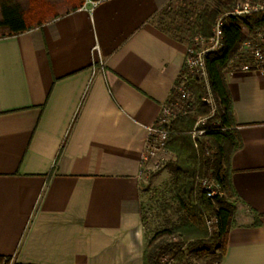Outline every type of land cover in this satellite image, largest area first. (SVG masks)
<instances>
[{"label": "crops", "instance_id": "1", "mask_svg": "<svg viewBox=\"0 0 264 264\" xmlns=\"http://www.w3.org/2000/svg\"><path fill=\"white\" fill-rule=\"evenodd\" d=\"M81 1L0 38V255L16 264H143L140 153L187 42L154 21L173 0ZM225 80L239 200L217 264H264V76Z\"/></svg>", "mask_w": 264, "mask_h": 264}, {"label": "trees", "instance_id": "2", "mask_svg": "<svg viewBox=\"0 0 264 264\" xmlns=\"http://www.w3.org/2000/svg\"><path fill=\"white\" fill-rule=\"evenodd\" d=\"M174 1L177 0L168 3L169 7L174 6ZM231 1L202 0L196 8L194 4L187 9L185 5L180 6L166 23L154 21L176 39L184 40L186 26L191 31L190 37L196 34L207 37L216 17L229 9ZM81 3L80 0L66 7L63 2L51 0H0V38L40 25L74 10ZM261 27H264V11L244 18L225 16L221 26V48L204 56L206 75L186 77L185 89L189 97L178 92L173 95L178 77L187 72L185 65L176 78L165 102L170 113L164 123L167 130L164 149L170 157L164 166L170 172V180L164 191H153L155 205L150 212L164 224L146 236L147 217L142 203L143 264H191L192 257H208L212 264H217L223 255L239 200L231 181L230 159L241 146L225 74L228 60L241 42ZM207 94L211 103L206 100ZM199 117H206V120L196 125ZM199 130L201 132L197 133ZM207 182L212 185L210 188ZM211 190L213 193L208 195ZM208 220H212L210 225ZM2 257L0 255V261Z\"/></svg>", "mask_w": 264, "mask_h": 264}, {"label": "built area", "instance_id": "3", "mask_svg": "<svg viewBox=\"0 0 264 264\" xmlns=\"http://www.w3.org/2000/svg\"><path fill=\"white\" fill-rule=\"evenodd\" d=\"M97 1H91V4L93 5ZM262 11H264V0H232L229 9L216 17L211 26V33L209 36L204 37L200 34H196L189 38L186 44L184 60L187 72L183 74L179 82L180 85L177 87L182 96L189 97V92L185 89L187 75L194 74L204 77L206 75L204 56L207 53L217 52L221 48V26L223 18L227 15L244 18L247 15ZM95 49L97 50V48ZM234 71H257L264 76V27L252 31V33L241 42L237 52L228 60L226 73ZM169 113L170 108L164 104L157 117V122L147 127V136L140 153L142 164L155 153L164 149L167 139V130L164 127V123L167 122ZM161 120L163 121L161 122ZM199 132L201 131L199 130ZM206 184L209 188L212 186L210 182ZM212 193L213 190L207 192L208 195ZM207 223L210 225L212 220H208ZM8 256L9 257L4 255L0 264H14L13 256Z\"/></svg>", "mask_w": 264, "mask_h": 264}, {"label": "rangeland", "instance_id": "4", "mask_svg": "<svg viewBox=\"0 0 264 264\" xmlns=\"http://www.w3.org/2000/svg\"><path fill=\"white\" fill-rule=\"evenodd\" d=\"M202 0H177L174 1V6L167 5L166 7L160 9L156 15L154 16V20H161L162 23H166L170 20V18L175 15V12L180 8V6L185 5L186 9L189 7L196 8L197 6H200ZM178 5V6H177ZM192 5V6H191ZM193 12L194 9H193ZM189 26H186V32L183 38L186 41L190 37L189 32ZM184 74V73H183ZM183 74H181L178 78V84L175 87V91L173 95L179 91L177 88L180 84ZM181 94V93H180ZM206 100L208 103H211L210 96L206 95ZM206 120V117H199L197 118V124L200 125L204 123ZM163 120H161L162 122ZM197 133H200L197 131ZM170 153L167 152L165 149L158 151L155 153L152 157L148 158L143 164H142V171H141V179H140V189H141V195H142V203H143V209L146 214V222L144 223V232L146 236H149L151 233H153L155 230L159 229L163 226V222L161 219L156 218L155 215L151 212V208L155 205V193L153 192L155 189H160L164 191V189L168 188V183L170 180V172L165 168V161L169 159ZM167 195V194H166ZM147 239V237H146ZM217 253V252H216ZM191 264H212L211 261L208 259V257H192V263Z\"/></svg>", "mask_w": 264, "mask_h": 264}]
</instances>
